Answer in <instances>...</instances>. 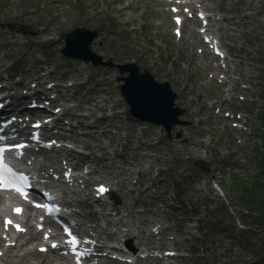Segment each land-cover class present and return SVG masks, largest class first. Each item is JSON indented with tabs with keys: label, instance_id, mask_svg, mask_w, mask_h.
<instances>
[{
	"label": "rangeland",
	"instance_id": "1",
	"mask_svg": "<svg viewBox=\"0 0 264 264\" xmlns=\"http://www.w3.org/2000/svg\"><path fill=\"white\" fill-rule=\"evenodd\" d=\"M219 1L227 7H232L233 13L239 14L235 18L236 22L232 24L234 27L233 31L239 35L224 38L223 41L231 51L237 54L238 64H235L236 71L244 72V77L250 81H257L259 78L261 80L260 83L264 85V0ZM127 3L129 4L127 5ZM161 9L160 5L153 0H0V23L19 22L25 24L26 37L31 40L29 42L31 47L29 52L34 48V43L37 44L40 41L42 44H40L39 49L45 52L41 57L47 62L55 60V49H60L59 47L63 44L66 31L76 26L99 29L100 38L95 40L91 49L99 53L103 60L107 61L110 57H112L114 62L124 59H135V62L141 67L157 70L160 74H167L176 85L186 83L182 82L185 80L190 83V80L198 81L202 79L201 94L204 96L210 95L214 89H217L213 86L215 81L213 75L217 73L214 67L215 58L213 59L212 56L207 54L199 56L198 52L194 53L201 39L195 38L193 43L188 40L189 22L184 24L183 36L179 40L175 38L172 33L174 26L171 25L170 17H166L169 16L166 12L161 14ZM4 28L6 26H0V29ZM14 28L16 29L17 26ZM14 35V40H19V36ZM2 36L8 37L4 31H2ZM17 45L22 46L19 43ZM13 50H21V48L13 45ZM57 53L58 58L70 68L67 76L77 81L75 83L77 88L73 86L72 89L77 91L79 95L83 91L88 100V102L83 103L84 105H81L83 113L88 114L84 124L99 125L95 135L96 141L92 145V149L90 152L85 151L86 155L84 154L86 162L90 164V169L95 167L93 172L85 174L90 178L88 183L93 186L98 181H118L121 184L120 190L122 192L127 191L124 192L126 205L130 197V191L136 194L139 189H143L144 183L147 184L145 172L147 165L151 166V164L148 161V157L137 156L134 140L136 137L135 132L132 131L130 138L125 140L126 137L122 135L123 129L119 132L117 128L104 131L103 123L110 121L107 118L103 119L105 113H109V103H114V106H117L115 104L119 98L117 84L114 80L116 72L114 69L107 67V65H105L107 68L101 69L103 68L102 66L93 67L88 64V68H85L86 73L97 83L91 85V90L86 88L84 84H79L86 77L84 74L82 75V70L72 65L77 59L69 57L65 59L60 55L59 50H57ZM27 56L25 55V57ZM60 70L64 71L65 68H60ZM68 82L65 81L64 83ZM197 87L199 88L198 85ZM79 95L76 92L73 94L77 101H82L78 98ZM95 96L99 100H96ZM216 96L218 97V95ZM202 98H199V103L204 107ZM101 106L106 107L101 108ZM114 106L110 107V109L116 113V107L114 108ZM233 106L239 107L236 103ZM251 108L257 114L264 112V105L259 107L258 104H251ZM120 122L124 125V121ZM255 122L258 131V134L255 135V145L259 147L258 150H262L264 149V128H262V121L259 117H257ZM74 129L76 130L77 128ZM213 129L211 127V130ZM205 133V131H201L198 134L199 143L203 147L209 144L210 153L213 154L215 150L221 156L220 149L224 150V147L220 146L222 144L221 141L217 140L214 134L210 142H208ZM202 137L207 140L202 141ZM169 141V148L167 146L168 143H166V147L157 151V153L163 155L164 160L156 159L154 164L158 168L169 166L170 168L165 170H168L170 175V171L173 172V180L175 182L179 183L181 180L188 185L192 184L190 179L186 177V172L191 170V168L188 166L183 174H178V170L188 163V160L192 159L195 161L196 158L191 150L198 151L199 147L186 148L187 144L184 146L180 140L170 139ZM177 142L179 145H177ZM188 148L191 150H188ZM122 154L125 159L122 158ZM261 155H264V152ZM111 159L114 161L108 163ZM231 159H234V156H231ZM98 160H102L103 165H98ZM119 163L124 167L115 165ZM85 166L86 163L83 166V170H86ZM132 167L133 169H141V177L132 171ZM130 170L131 172L128 174ZM251 173L250 171L249 174ZM260 173L264 174V170L261 169ZM132 177L137 182H133L134 179ZM247 177L241 182V187H246L244 191H241V187L239 188L238 185L236 186L231 181L228 187L227 183L223 184L224 193L220 192L216 196L211 190L212 194L207 199L200 200V202L206 204V208L210 212L206 214L205 222L220 226L222 223H226L233 234L232 238H229L230 252H228L227 256L224 254V247L223 251L222 249L217 251L219 255L216 253L213 255L216 257L213 262L210 261V258L208 260L207 257L208 264H218L217 261L222 259H227L228 264H244L248 258L249 260L251 258H262L260 244L264 241V185H262L264 183L257 181L259 184L248 188V184L253 183L251 182L252 180H249L250 176L247 175ZM195 178L199 181L205 180V177L200 174H195L193 180ZM232 185L236 187H232ZM146 193L147 190L144 191V194ZM200 195L202 196V193ZM213 197L215 198L212 199ZM145 198L146 196L132 206L131 214L119 217L127 222L133 219L135 223L142 219L141 223H143L144 215L134 209L142 207L141 202L144 203ZM114 218H117V216H114ZM246 222L257 225V231L247 229V226L244 225ZM121 227L122 224L120 223L119 229ZM109 229H115V227L111 226ZM235 235H245L247 237L245 240L249 246L247 250L236 245L233 240ZM253 244L254 246H259L253 248ZM0 264H3L1 260Z\"/></svg>",
	"mask_w": 264,
	"mask_h": 264
},
{
	"label": "water",
	"instance_id": "2",
	"mask_svg": "<svg viewBox=\"0 0 264 264\" xmlns=\"http://www.w3.org/2000/svg\"><path fill=\"white\" fill-rule=\"evenodd\" d=\"M92 34V31L82 28H76L67 33V46L64 51L84 58L91 57L87 47ZM79 39H84L83 45L77 50H73L74 41ZM121 68H126L130 72L125 77V83L121 85V90L130 104L132 113L148 120L164 122L166 126H169V120L166 121L165 113L170 112L171 114L173 111L171 116L175 120L177 110L172 109L173 94H170L166 84L153 81L148 73H138V68L133 64L122 65ZM155 109H158L157 113L154 112ZM262 249L264 251V244Z\"/></svg>",
	"mask_w": 264,
	"mask_h": 264
},
{
	"label": "snow or ice",
	"instance_id": "3",
	"mask_svg": "<svg viewBox=\"0 0 264 264\" xmlns=\"http://www.w3.org/2000/svg\"><path fill=\"white\" fill-rule=\"evenodd\" d=\"M177 23H179V19L177 18ZM177 34L179 35V31H177ZM35 127H39V125H35ZM4 137L0 136V140H3ZM28 145L24 143H16V144H9L5 147H0V191H13L17 194H19L22 198H27V189L31 187L29 184V178L28 176L23 172L14 169V167L7 164L6 157H11L14 160L20 161L24 155V153L21 151V149L26 148ZM31 163V161H29ZM104 189L101 188L100 191H103ZM39 206V205H37ZM16 213H20L21 209L16 208L14 209ZM11 221H5V225L7 226ZM18 231H22V229L19 228V225L16 226ZM71 235V233H69ZM47 239V236H45ZM68 245L70 246L71 250L73 252H76V245L77 240L75 238L67 241ZM53 247H56V244L52 245ZM43 250V249H42ZM80 255H83L82 253Z\"/></svg>",
	"mask_w": 264,
	"mask_h": 264
},
{
	"label": "bare ground",
	"instance_id": "4",
	"mask_svg": "<svg viewBox=\"0 0 264 264\" xmlns=\"http://www.w3.org/2000/svg\"><path fill=\"white\" fill-rule=\"evenodd\" d=\"M128 4L129 3H127V5ZM185 5H187V4H185ZM194 32H195V30L191 29L190 33H194ZM22 83H24V82L19 81V82H16L15 84L16 85H20ZM157 110L158 109H155L154 112L157 113ZM77 191L80 192L79 189H77ZM83 198H84V196H81L80 198H76L75 201L80 202V201H82ZM128 212H130V211H128ZM134 235L143 237L145 235V231L144 230H139ZM138 241L141 242L142 240L138 239ZM8 251H9V249L6 248V250H5L6 253H4V255H6V257L5 258H1L3 264H54V263L46 260L45 258H40L41 254H39L37 252H33L34 256L36 257V261L32 262V261L26 259L24 257V255L16 254V253L12 252L11 250H10V253H8ZM58 264H71V263L69 261H65V262L58 261Z\"/></svg>",
	"mask_w": 264,
	"mask_h": 264
}]
</instances>
